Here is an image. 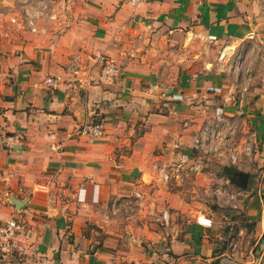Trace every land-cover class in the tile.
Wrapping results in <instances>:
<instances>
[{
  "label": "crops",
  "instance_id": "0c3cea01",
  "mask_svg": "<svg viewBox=\"0 0 264 264\" xmlns=\"http://www.w3.org/2000/svg\"><path fill=\"white\" fill-rule=\"evenodd\" d=\"M51 1L57 19L31 33L22 2L0 0V232L13 219L34 248L0 264H264V76L235 93L217 74L170 70L197 35L264 50V0ZM99 55L119 67L112 82ZM216 107L234 135L212 178L196 148ZM99 118L101 138L77 133ZM192 182L238 225L220 230L215 212L198 225Z\"/></svg>",
  "mask_w": 264,
  "mask_h": 264
},
{
  "label": "rangeland",
  "instance_id": "374dc122",
  "mask_svg": "<svg viewBox=\"0 0 264 264\" xmlns=\"http://www.w3.org/2000/svg\"><path fill=\"white\" fill-rule=\"evenodd\" d=\"M3 4H5L6 7V3H0L1 6ZM3 20L2 22L4 23ZM254 44L256 45V43ZM254 44L245 42L239 45L234 43H225L222 45L219 43L215 44L212 39L204 38L201 35L193 36L189 41V44H180L177 54L179 59L176 63L174 62V65L178 67L175 69L170 68V70H172L171 73H173L174 76L177 74L181 75V73L186 71H188L191 75H196L198 77L204 76L205 72H209L212 76L217 74V76L227 80L225 90H229V88L232 87L233 91H236L235 93L239 90L244 91L245 88H251L253 83H263L264 55H262L261 52H264V50L258 48ZM224 47L227 48L228 51L226 56L221 57V52ZM202 136H204V134L201 130L199 131V138L202 139ZM214 136L215 137H213V139L217 142L220 138L226 136L225 130H221L219 138L218 135ZM248 136V130L244 129V126L243 128L240 126V128H238V138L236 137L237 140H235L237 143L240 142L239 140H242L241 149L243 150L249 142ZM207 138L209 137L207 136ZM207 146L208 143H206L204 147L199 146L196 148L205 156L203 157L200 155L201 157L197 158L199 160V165L201 164L199 170H201V172L205 170L209 171L211 173V177L214 178L215 175L219 174L220 171L218 168L223 167V164L217 153H208L209 151ZM236 163L237 166H239V162L234 160L233 162L230 161L231 166H236ZM192 181H196V178L192 177ZM195 184L196 183L192 182V186L190 184V187L194 188H190L188 191H185L186 194L188 193V196L193 197L192 201L195 203L193 208L204 214L215 212L217 214V222L220 225V230H225L226 228H230V226L236 227L238 224L235 225V223H233L234 225L231 224L228 226L227 222L229 219H238L241 215L236 214L227 208H219L216 204L215 196L205 194L203 187ZM213 222H216V220ZM163 223L167 224L165 221H163ZM237 237L238 236L236 235H232V238L236 239Z\"/></svg>",
  "mask_w": 264,
  "mask_h": 264
},
{
  "label": "built area",
  "instance_id": "2783aa9c",
  "mask_svg": "<svg viewBox=\"0 0 264 264\" xmlns=\"http://www.w3.org/2000/svg\"><path fill=\"white\" fill-rule=\"evenodd\" d=\"M23 5L24 18L22 22L27 26L31 33L40 32L41 29L37 28L34 19L38 20H47L54 21L57 19L56 11L51 7V0H20ZM134 2L135 0H131ZM33 13L29 10V8H37ZM9 22L11 24H18L19 20L16 17L9 18ZM227 48H224L221 52V57L226 56ZM97 60L101 63L102 69V79L104 82L109 83L112 82L113 79L119 73V67L116 62L110 58L109 56L99 55ZM47 87L55 88L58 82L57 77H48L43 81ZM215 120L216 123L214 126L210 128H203L202 132L204 136H202L200 140V147H204L206 143H208V151L218 153L222 148L224 149L229 145H232V137L234 135V129L231 130L230 134L227 136H223L217 142L214 141V135H218L220 137L221 130H225L228 126L224 120L223 111L220 107L215 108ZM104 120L99 118L98 120L91 121L88 124H85L78 130V134L83 136L89 142L95 141L101 138L104 135ZM233 128V127H232ZM207 136L209 138H207ZM16 140H21V136H16ZM228 144L225 145V142ZM205 149V148H204ZM207 152L206 150H204ZM234 160L233 157H231ZM163 180L168 181L169 176L167 174L163 175ZM163 221L167 223L168 213L164 212L162 215ZM196 223L205 228H211L213 225L212 218L206 214H200L196 218ZM23 231L20 223L11 219L6 222L4 228H2L0 232V260L11 262L16 258H21L23 256H27L33 253L34 248L28 245H22L21 241L18 239L20 233Z\"/></svg>",
  "mask_w": 264,
  "mask_h": 264
},
{
  "label": "water",
  "instance_id": "95a60500",
  "mask_svg": "<svg viewBox=\"0 0 264 264\" xmlns=\"http://www.w3.org/2000/svg\"><path fill=\"white\" fill-rule=\"evenodd\" d=\"M238 180L235 182V184L241 188V189H246V185H247V175L240 173L237 176Z\"/></svg>",
  "mask_w": 264,
  "mask_h": 264
}]
</instances>
